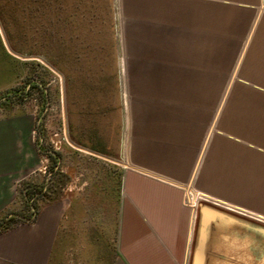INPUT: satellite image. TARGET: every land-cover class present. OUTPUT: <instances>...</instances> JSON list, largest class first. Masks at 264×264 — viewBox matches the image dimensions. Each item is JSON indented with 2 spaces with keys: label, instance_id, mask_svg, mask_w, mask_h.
<instances>
[{
  "label": "crops",
  "instance_id": "obj_1",
  "mask_svg": "<svg viewBox=\"0 0 264 264\" xmlns=\"http://www.w3.org/2000/svg\"><path fill=\"white\" fill-rule=\"evenodd\" d=\"M119 4L129 85L142 87L130 148L120 163L85 146L118 171L107 188L114 264H191L202 236L203 264H264V0ZM21 118L0 120V215L30 165ZM203 202L227 216L207 233ZM70 209L49 202L0 233V264H50Z\"/></svg>",
  "mask_w": 264,
  "mask_h": 264
},
{
  "label": "rangeland",
  "instance_id": "obj_2",
  "mask_svg": "<svg viewBox=\"0 0 264 264\" xmlns=\"http://www.w3.org/2000/svg\"><path fill=\"white\" fill-rule=\"evenodd\" d=\"M123 32L119 0H0V120L31 122L30 165L0 228L13 214L71 200L50 264H114L107 188L118 171L85 146L103 145L107 156L97 155L120 163L130 148L142 87L129 85ZM42 185L44 196L24 199Z\"/></svg>",
  "mask_w": 264,
  "mask_h": 264
},
{
  "label": "water",
  "instance_id": "obj_3",
  "mask_svg": "<svg viewBox=\"0 0 264 264\" xmlns=\"http://www.w3.org/2000/svg\"><path fill=\"white\" fill-rule=\"evenodd\" d=\"M199 223L201 225V231H208V225L216 222L217 220L226 218L227 216L219 209L215 208L209 202H203L198 204ZM203 249H204V236L200 237L198 245L195 248L193 260L191 264H203Z\"/></svg>",
  "mask_w": 264,
  "mask_h": 264
},
{
  "label": "trees",
  "instance_id": "obj_4",
  "mask_svg": "<svg viewBox=\"0 0 264 264\" xmlns=\"http://www.w3.org/2000/svg\"><path fill=\"white\" fill-rule=\"evenodd\" d=\"M49 158H52V156H49ZM34 192L40 193L41 195L44 196L43 185L40 187H37L34 191H26L24 195V199L28 202L32 198V196L35 194ZM50 202H55V201H50ZM30 210L32 211V213L27 216L22 213L13 214L9 218V219H13V222L6 224V226L3 228H0V233L11 230L15 228L16 226H18L19 224L24 223V222H34L38 218L41 208L39 206H35L34 209L31 208Z\"/></svg>",
  "mask_w": 264,
  "mask_h": 264
},
{
  "label": "bare ground",
  "instance_id": "obj_5",
  "mask_svg": "<svg viewBox=\"0 0 264 264\" xmlns=\"http://www.w3.org/2000/svg\"><path fill=\"white\" fill-rule=\"evenodd\" d=\"M193 196V195H192ZM189 199V198H188ZM192 201V200H191ZM194 205V204H193Z\"/></svg>",
  "mask_w": 264,
  "mask_h": 264
}]
</instances>
